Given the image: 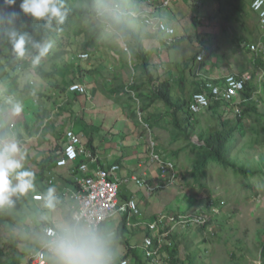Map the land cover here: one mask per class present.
<instances>
[{"label":"rangeland","instance_id":"obj_1","mask_svg":"<svg viewBox=\"0 0 264 264\" xmlns=\"http://www.w3.org/2000/svg\"><path fill=\"white\" fill-rule=\"evenodd\" d=\"M152 2L153 0H126L124 9L126 11L149 13L148 8H151ZM178 2L174 6L176 7L175 13H171L169 8L167 14L173 17L174 22H177V24H174V28L177 30L176 34L183 33L182 28L184 29V25L189 24V27L186 28L183 36L178 40L177 45L172 46L175 48L173 51L174 61L163 63L164 68H156L152 65L153 76L167 77L168 79L173 76L174 95L173 93L172 95L180 102L186 100L188 102L195 87L197 88L194 81L195 71L189 70V65L191 59L198 52V46L204 45L208 51L210 50L208 57H206L208 63H225L227 65L224 69L222 67L225 66L218 67L220 77L231 72L249 77L247 93L244 94V98L239 99H245L246 101L241 105L236 103L229 106L224 104V107L213 106L208 111L197 116H191L190 121L186 123L188 130L186 140L183 138L172 139V119L169 111L161 103L157 102L159 104L157 108L160 111L154 107L157 103L152 106L148 104L144 97L147 92L138 96L139 105L135 99H129L132 97L128 93L129 98L127 97L125 99L126 103L124 102L127 106L124 108L134 112L136 107L141 105V111L154 120L158 119L161 114V119L157 120L158 125L152 127L150 132L138 129L140 133L138 134L142 136L143 133L146 146L150 145V139H152L155 148L157 147L167 157L175 160L177 164L176 176L177 173L188 172L193 164L195 151L191 144H201L207 134L222 129L223 122H225L226 127L232 129L227 142L229 158L244 167L264 168V65L257 63L255 54L247 51V44L264 39V29L259 26L255 14L250 10L251 0ZM235 5L241 7L240 15L235 12ZM179 8L184 10L185 13ZM129 24L136 33L141 32V19L128 20ZM105 33L106 39L100 43L97 51L90 52V57L80 59L77 53L75 56L67 55L63 59L66 64L72 66V71L66 73L64 79L60 82L61 87L66 85L65 82H73L69 78H72L80 68H90L94 73L97 71L106 79L115 78L117 84L124 77L125 89L130 90L132 79H137L140 76V69L137 66L138 60L130 56V40L128 37L119 38L106 30ZM79 41H83L82 37L79 38ZM111 46L119 50L125 60L127 70L122 67L124 63L122 60L113 57L114 49ZM171 48L169 47V50ZM234 51L237 52L235 53L237 55H231ZM11 56L12 53L9 54V50L5 51L3 56L1 55V60L11 59ZM210 56L213 57L212 61L208 59ZM63 60L60 63H64ZM203 61L205 60L203 59ZM58 62H56L57 69L62 70L60 68L61 64ZM49 63V61L43 62L42 68L50 71ZM122 69L125 71L124 73H122ZM82 71L86 72L83 69ZM9 77L10 79L6 83L0 82V104L5 100H9L8 96L13 97L16 101L11 104L16 109L13 107L14 110H11L12 108L5 107L6 103L2 104V108H0V131H5L6 126L12 132L11 136L1 131L3 135L1 140L6 139L19 143L18 146L25 155L24 166L33 172L34 161L36 160L38 163L50 147L48 145H44L43 148L40 147L43 140L39 138L38 133L36 134L37 128L43 126L45 130L48 129L50 134L57 133L58 130L67 131L66 127L69 125L70 117L64 115L63 112H61V115L56 116L53 111L54 103L51 99L43 96L40 100L33 95V92L37 89L49 94L51 88L53 89L52 84L56 81L52 76L46 77V79L43 78L37 71L36 63L35 66L16 72ZM16 80L19 88L29 84L30 94L17 89L13 82ZM90 80L91 78L89 82ZM153 82L155 83V81ZM148 84L151 87L152 82ZM179 85L181 86L180 89ZM34 105L45 108L46 112L48 110V114H45L43 118H37L36 113L39 107H34ZM1 109L5 112L2 113ZM125 109L124 111H126ZM244 109L245 114L241 115V119H238L239 112L242 113ZM185 110L186 107L179 111V116H182ZM96 131L99 132V130ZM174 152H177V154H173ZM158 178L160 179L157 183L159 188L156 187L157 189L154 191L157 193V199L150 202L145 208L150 215L156 216L162 213L165 216L177 217L194 214L203 216L206 219L203 224L189 223L186 225L184 222L177 220L176 222L168 221L159 227L158 233L166 232L163 235L162 244L167 242L170 245L171 243L168 250L172 253L176 264H263L261 251L264 244V184L256 188L257 196H253L254 192L248 189L240 192L242 181L234 183L233 190L236 194L233 193L231 196L221 194L217 184L214 185L213 191L206 195L201 192L196 194L192 191L190 185H182L177 182L171 184L166 182L165 179ZM232 183L231 181L229 186ZM34 184H37L36 177ZM34 189L37 190V188ZM28 193L30 197L33 194L32 190ZM58 196L63 202L65 196L62 194ZM20 198L27 201L25 196ZM13 199L15 202L19 200L16 197H13ZM214 199L218 200V203L213 204ZM38 204L26 206L27 213L13 208L20 217V220L17 219L18 222L11 227L13 233H18L20 226L24 224L39 234L42 227L48 224L47 218L53 216L54 213L45 209L43 204L39 202ZM36 207L39 208L37 215L34 213ZM22 213H25L26 218L23 217ZM128 219L127 232L119 238V245L126 246L127 249L130 248V255L134 252L141 256V238L146 235V224L151 220L148 217L143 219V224L138 227L133 226L131 223L128 224ZM118 220L116 217L114 218L115 223H118ZM3 232V230H0V244L7 239ZM19 235L23 236V233L21 232ZM8 236H11V234H8ZM35 245H26V241L24 242V245L21 246L20 264H26L27 255L32 248L36 247ZM138 245L140 249L137 247ZM162 251H160L159 257L164 256V260L160 264H169V253L167 254L163 248ZM145 264H148L147 261Z\"/></svg>","mask_w":264,"mask_h":264},{"label":"crops","instance_id":"obj_2","mask_svg":"<svg viewBox=\"0 0 264 264\" xmlns=\"http://www.w3.org/2000/svg\"><path fill=\"white\" fill-rule=\"evenodd\" d=\"M178 1L183 3L198 2V0ZM178 1L172 2L170 5L166 6L161 3V0H153V5L150 6L151 8H148V10H150L149 13H152L150 16H152L153 14L157 15L174 29V33L172 36H167V34H163L156 30L152 31L151 28L147 25H144L141 20V28L139 25V28L142 29L140 32L141 40L144 46L143 51L147 56V62L149 64L148 66L150 70L153 68V66H155L156 68H164L163 63H166L167 61H174L175 56H173V51L175 48H173L172 46L177 45L178 40L183 36L186 28L189 27V24L184 25V29L180 26L183 33L176 34L177 30L174 28V24H177V22H174L173 17L167 14V12L169 11H171V13L173 14L175 13L176 7L174 6L176 5V3H179ZM181 11L185 13L184 10ZM128 27L132 28L130 24L128 25ZM117 36L119 38H123L122 35ZM168 37L170 38V44H167ZM169 47L172 48L169 50ZM202 49L205 50V54L206 52L209 54L210 50L208 51V49L204 45L198 46V52ZM231 55L234 54L232 53ZM206 57H208V55L203 57L200 61H196V59L192 58V61L189 65V70L195 71L194 81L196 83L195 85L197 86V88L195 87V89L197 90L200 89L204 78H209L214 82L221 81L224 76H219L220 69H218V67L221 65L225 66L222 67V69L227 67L225 63H208ZM203 59L205 61H203ZM208 59L212 61L213 57L210 56ZM137 66H139V64H137ZM122 67L124 68V70H127L125 63H123ZM82 69L86 72L82 71ZM89 70L90 68H80V72H76V70V74L72 78H69L74 82L81 83L85 86L86 90L83 94H78L76 92L68 90V86L71 85L72 81H70V83L65 82L66 85L64 87H61L60 84L61 89H59V87H53V89L51 88L49 94H45V92H41L38 89L35 91L52 100V102L54 103L53 111L56 113V116L61 115V112H63L64 115L70 117V121L68 122L69 125L66 128L67 130H71L76 135L79 134L82 137L81 138L78 135L80 137V144L83 145L84 151L82 153H79L74 161H69L65 166H56L55 161L60 157L61 150L66 141V131L58 130L57 133L50 134L48 129H44L45 127H38L36 134L38 133L39 138L43 140V143H41L40 147L43 148L45 147L44 145H48L50 147L48 148L46 155L38 163L36 162V160L34 161L35 163H33V173H36L35 177L37 178V184L34 188L45 186L47 188H55L57 195L62 194L65 196L61 207H63L64 205L77 204L76 200L72 198V193L79 188V181L81 177L86 174L80 169H77L78 164H86L88 171L94 170L99 166L106 167L112 164H116L118 168L114 173L115 176L119 179V203H123L131 197L134 198L137 204L138 213H126V216H128L129 218L128 224L131 223L133 226L140 227L144 222L143 219H146L148 217L151 220L155 217V215H150L149 211H146L145 208L146 205H148L150 202H154L155 199H157V193L154 192L156 187L152 184L157 181L156 178H158L159 175L158 168L155 163L149 160V148L148 145H145L143 133L142 136L139 135L140 133L138 132V129L142 131V126L139 125V123L136 124L134 118L129 116L130 110H126L124 108L125 106H127L125 104V99H127V97L129 98V95L125 94V92L123 93L121 89L122 86H125L124 77L122 78L123 80H120V82L117 84V80L115 78L106 79V77L102 76L99 72L95 71L94 73ZM124 70H121L122 73L125 72ZM207 70L210 72H208ZM89 77L91 78L90 82ZM139 77L144 81V75L141 74V69ZM159 80L170 81V83L172 84L173 93V76L171 79H168L167 77H160ZM155 83L157 85L159 84L158 81H155ZM42 88H44V86H42ZM150 88L154 89L155 87L152 84L151 87L149 86V84L143 85L142 88L133 91V98L139 101L138 96L141 93L148 92ZM180 88L181 86L179 85V89ZM8 98L9 100H5L4 102H2V104L6 103L5 107L12 108L11 110H14V108L16 109V107L11 104L16 100L13 97L8 96ZM2 104H0V108H2ZM154 104L155 103L151 104V106ZM213 106L224 107V103H212L209 108L203 110L198 114L208 111ZM34 107H39L36 113L37 118H43L45 114H48V110L46 112L45 108L37 105H34ZM154 107H159V104H155ZM123 108L126 111H124ZM1 112L4 113L5 110L1 109ZM198 114L195 115L197 116ZM160 115L158 116V119H161ZM5 129V131H1H4L5 133H8L12 136L11 129L6 126ZM96 130H99V132H97ZM1 131L0 140L3 137ZM134 176L143 178L145 181H147L153 188L152 194L149 195L144 192L143 188L138 187L132 181V178ZM51 177L53 178L51 179ZM58 197L60 198V196ZM122 216L123 213H115L112 215V217L109 218V220L104 222H114V218L116 217L117 220L119 219L118 223H120L119 221L122 219ZM118 223L114 222L115 226H117ZM142 239L143 238H141V240ZM137 247L139 248V245ZM119 249V257L121 255H128L127 258L130 261V248L127 249L126 246L119 245ZM48 264H50L49 259Z\"/></svg>","mask_w":264,"mask_h":264},{"label":"trees","instance_id":"obj_3","mask_svg":"<svg viewBox=\"0 0 264 264\" xmlns=\"http://www.w3.org/2000/svg\"><path fill=\"white\" fill-rule=\"evenodd\" d=\"M122 6L124 7L126 0H121ZM3 3V0H0V4ZM91 3L92 0H65L66 7L69 9L68 16L66 17L64 23L62 25H56L55 22H53V28L48 29L43 27L44 21H33L30 20V18L23 16L21 13L15 27L17 30L21 33L27 32L30 37V42L26 44V48L29 50L30 55L26 58H18L16 54L14 53L15 60L12 63V71L5 70L6 66H1L0 69H4L1 71V76H4L3 83H6L8 79H10L9 76H13V74L16 71H23L29 67L37 66V71L40 73V75L43 78L48 77L51 75L53 78H55V82L52 84L53 87L61 89L60 82L62 79H64L66 73H70L72 71V66L70 64H66V61L63 59L66 58L67 55L75 56L77 53L81 52H93L97 51L100 47V43L103 42L106 39V33L104 28L97 22L95 19L92 10H91ZM19 0H17V5L14 6V8H6V12L10 11H17L19 12ZM235 12L240 15L241 13V7L239 5L234 6ZM256 16V15H255ZM133 19L129 15V19ZM238 19V18H237ZM257 19V16H256ZM130 21V20H129ZM10 26L6 23L3 25H0V56L5 53V51H12V46L8 42L7 37L5 35V31ZM116 36V34H114ZM123 37H129L130 43H131V50H130V56L134 57L139 60L138 64L141 69V74L144 75V81L142 78L138 77L137 79H132L133 82H131L130 89L131 90H138L143 85H148V83L153 81H158V85L156 83H152V85L155 87L150 88L148 92L144 95L145 100L149 104L153 103H161L163 106L169 111V114L171 115L172 119V139H187L188 138V130L186 123L190 121V117L195 116L192 114L188 108H187V100L180 102L174 96L172 95V84L168 80H159V77L153 76L152 71L149 68V64L147 62V56L145 52L143 51V43L141 40V34L136 33L132 28L128 27V22L125 27V30L120 33ZM82 37L83 41H79V38ZM47 42L51 46L46 53L45 56L41 57L38 62H33V57L35 56V50L32 48L31 42ZM261 41V40H260ZM264 43V39L261 41ZM10 44V46H9ZM248 47V46H247ZM113 50V57L118 60H122L125 63L124 58L122 57L121 53L116 47H112ZM249 52L254 53L249 48ZM13 52V51H12ZM237 53L236 51L233 52V54ZM255 54V53H254ZM208 53L204 55L207 56ZM42 59V60H41ZM49 61V67L50 71L44 70L43 62H47L45 60ZM195 59V56L193 57ZM64 61V63H60V61ZM59 61V62H58ZM197 61V60H196ZM255 61L259 64L264 65V60L261 58V56L255 54ZM8 62V60H7ZM61 64V69H57V64ZM126 64V63H125ZM7 66H10V62L6 63ZM127 67V65H126ZM42 70V71H40ZM79 71V70H78ZM93 72L92 70H90ZM80 72V71H79ZM51 73V74H50ZM74 76V75H73ZM156 77V78H154ZM14 82V85H16V82ZM74 82V81H73ZM71 82V83H73ZM249 80L245 82V87L241 94L236 97L235 99L244 98V94L247 93V84ZM137 83V84H136ZM136 84V85H134ZM29 84L25 86V90H29ZM123 93L128 94L125 89V86L121 87ZM129 90V89H128ZM194 91H197L195 89ZM193 91V92H194ZM40 97H42V94H39ZM130 100H133V98H129ZM246 100L241 99L239 100V104L241 105ZM226 106H229V103H225ZM232 105V104H231ZM186 107V110L182 116H179L178 112L183 110V108ZM140 109L142 110V107L140 105ZM246 109V108H245ZM245 109L243 112H239L238 119H241V115L245 114ZM130 117L134 118V121L136 124L138 121L136 120V114L135 110L134 112L129 113ZM151 116H147V114L143 113V120L147 122L149 125V128L151 129L155 125H158L157 119H151ZM154 118V116H152ZM223 128L220 130H215L213 132H210L203 138V142L201 144H191V147L194 149V161L191 165L190 169L186 173H177L176 180L178 184L182 185H190L192 191H194L196 194L201 192L204 194H209L213 191L215 188L214 185L217 184L220 188L219 192L227 196H231L236 194L235 190H233V185L237 181H242V186L240 187V192L244 191L245 189L252 190L254 192L253 196H257V189L260 185L264 184V168L262 169H252L248 167H244L240 164L235 163L229 158V148L227 147L228 137L229 134L232 132L231 128L226 127L225 122H223ZM163 157H167L166 154L162 153V150H159L157 147L155 148ZM173 154H177V152H174ZM173 160V158H170ZM174 161V167L175 171L177 168V164ZM159 177V176H158ZM252 179V180H251ZM156 182H154L152 185H155V187L159 188L157 186L159 178H156ZM233 182L231 186L230 183ZM174 182V183H175ZM156 188V189H157ZM47 187H40L37 188V190L33 189L32 192L38 193V191L45 193L47 191ZM155 189V190H156ZM25 196V201L23 198H20L17 202L14 203L13 206L8 207L5 206L3 208H0V230H3L4 235H6L7 239L3 240L2 244H0V264H20V258L22 256V250L21 246L24 245V242L26 241V245H34L39 244L37 240L38 233L31 230L29 227L22 224L19 228L18 233H23L22 235H19L18 233H13L11 231V227L17 223V219L20 220V217L17 215L16 211L13 210V208L19 209L22 212L27 213L26 206H29L30 204H43V201H35L33 200L28 193ZM209 199V198H208ZM218 203V200H213V204ZM39 205V204H38ZM25 213L23 214V217L26 218ZM35 215L39 213V208L34 209ZM154 218L151 219V221ZM118 225L116 226V229L119 234V238L123 237V235L127 232V217L126 215L122 216V219L119 221ZM28 225V224H27ZM8 234H11V236H8ZM146 235H151L152 232L149 229L148 225L145 230ZM170 237V235H169ZM167 238V237H166ZM154 240L156 237L153 238ZM169 242V241H168ZM171 245V243H170ZM167 242L162 244L163 250L168 254L169 258L168 261L169 264H176L173 260L172 253L169 252L168 248L170 246ZM168 251H167V250ZM143 256V258H142ZM261 256L263 258V264H264V244L262 245V251ZM120 257H128V255L120 256ZM130 261L131 264H145L146 258L144 256V253L141 252V256L132 252L130 255Z\"/></svg>","mask_w":264,"mask_h":264},{"label":"clouds","instance_id":"obj_4","mask_svg":"<svg viewBox=\"0 0 264 264\" xmlns=\"http://www.w3.org/2000/svg\"><path fill=\"white\" fill-rule=\"evenodd\" d=\"M16 5L17 0H3L0 4V25L6 23L10 26L5 35L13 51H9V54L12 53L11 59H8L11 65L7 66V60H1V56L0 65L6 66L5 70L10 71L15 60L14 53L21 59L30 55L26 48V44L30 42L29 34L21 33L15 27L21 13L30 20L44 21L43 27L48 29L53 28V22L62 25L69 13L65 0H19V12L5 11L6 8H14ZM91 10L97 22L107 32L120 35L125 30L129 13L122 6L121 0H92ZM31 44L36 53L33 57L34 63L45 56L51 46L47 42L32 41ZM81 53H86L87 57L91 55L90 52ZM81 53H78L79 58L84 59L80 57ZM3 70L0 69V80L5 78L1 76ZM15 82L17 89L30 94V89L25 90L26 85L23 86L24 89L19 88L17 80ZM33 93L37 99L41 100L43 97H40L38 92ZM24 160L25 155L16 142L0 140V208L13 206V197L19 199L34 189L35 174L25 168ZM40 193L43 207L54 215L47 218L48 226L42 227L37 235L39 244L31 251L41 245L50 264H118L119 234L114 222L98 221L94 215L82 211L78 204L61 207L62 201L55 188L50 187L45 193ZM105 220H109V217ZM26 264H29L28 255Z\"/></svg>","mask_w":264,"mask_h":264},{"label":"built area","instance_id":"obj_5","mask_svg":"<svg viewBox=\"0 0 264 264\" xmlns=\"http://www.w3.org/2000/svg\"><path fill=\"white\" fill-rule=\"evenodd\" d=\"M178 0H161L163 5H170L172 2ZM195 1V0H186ZM250 10L257 16L258 24L264 29V0H251ZM134 18H141L144 25L151 28L152 31L156 30L167 36H172L174 29L163 21L160 17L150 13H141L133 10L127 11ZM170 44V38L167 39ZM248 48L255 54L261 56L264 60V43L257 41L255 43L247 44ZM205 55V50H200L195 59L197 61L202 60ZM86 53H81V58H86ZM249 79L248 76L231 72L226 74L221 81L214 82L209 78H204L203 83L199 90L193 92L187 102V108L192 114H198L203 110L210 107L212 103H229L239 104L238 97L245 87V82ZM68 86L69 91L76 93H85V86L81 83L74 82ZM133 98V90H126ZM134 99V98H133ZM137 100V99H135ZM139 105V101H136ZM136 119L143 129L150 131L149 125L143 120V112L140 107L135 109ZM66 142L61 150L60 157L56 160V166H65L69 161H74L79 153L84 151L83 145L80 144L79 137L71 130L66 132ZM149 148V160L156 164L159 172V177L165 179L166 182L173 184L176 180L174 161L170 158L163 157L156 149L155 143L150 139ZM118 166L112 164L106 167H97L94 170L88 171L87 165L80 163L77 169L86 173L79 181V188L72 193V198L76 200V203L81 206L82 211L94 215L98 221H106V217H112L115 213H138L137 204L134 198H129L123 203L118 202V181L115 176V171ZM132 181L140 188L144 189L147 194H152V186L143 178L134 176ZM33 199L38 201L42 200V193L38 192L33 194ZM177 220L184 222V224L195 223L203 224L206 219L200 215L188 214L182 216H165L162 213L157 214L152 221L147 225L151 230V235H145L142 239V252L147 260L148 264H160L164 260V256L159 257L160 251H162V239L166 232L158 233L160 226L164 223ZM48 226V225H46ZM44 226V227H46ZM156 237L154 240L153 238ZM163 252V251H162ZM164 253V252H163ZM29 264H47V253L39 245L37 249L32 250L28 254ZM118 264H131L125 257H119Z\"/></svg>","mask_w":264,"mask_h":264},{"label":"bare ground","instance_id":"obj_6","mask_svg":"<svg viewBox=\"0 0 264 264\" xmlns=\"http://www.w3.org/2000/svg\"><path fill=\"white\" fill-rule=\"evenodd\" d=\"M131 19V18H130ZM40 71H42V70H40Z\"/></svg>","mask_w":264,"mask_h":264}]
</instances>
